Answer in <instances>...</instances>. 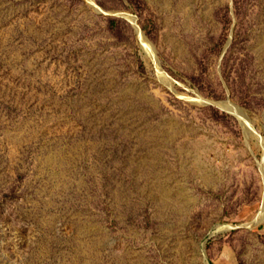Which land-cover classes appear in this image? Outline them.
<instances>
[{
	"label": "rangeland",
	"instance_id": "rangeland-1",
	"mask_svg": "<svg viewBox=\"0 0 264 264\" xmlns=\"http://www.w3.org/2000/svg\"><path fill=\"white\" fill-rule=\"evenodd\" d=\"M93 1L0 0V264H264V0Z\"/></svg>",
	"mask_w": 264,
	"mask_h": 264
},
{
	"label": "bare ground",
	"instance_id": "bare-ground-1",
	"mask_svg": "<svg viewBox=\"0 0 264 264\" xmlns=\"http://www.w3.org/2000/svg\"><path fill=\"white\" fill-rule=\"evenodd\" d=\"M92 2H94V1L93 0H90V3H92ZM121 13H123L125 16H127L131 21H133V22L136 21L135 14H133L131 12H128V11L121 12ZM138 37H139V40L141 41V44L144 47H146L147 50H150L151 49V45H150L149 41L147 40V38L144 36V34L142 32L141 33L138 32ZM225 107L229 110L230 113L235 114V115H238L239 111L234 106H232V104H230L229 102H227V101L225 102ZM245 128H247V127H245ZM262 213H263V210H260V214L259 215H261ZM223 228H225V227L224 226H218V227H216L214 229V232H217V231H219V230H221Z\"/></svg>",
	"mask_w": 264,
	"mask_h": 264
},
{
	"label": "water",
	"instance_id": "water-1",
	"mask_svg": "<svg viewBox=\"0 0 264 264\" xmlns=\"http://www.w3.org/2000/svg\"><path fill=\"white\" fill-rule=\"evenodd\" d=\"M89 2H90V0H89ZM92 4H94L95 6H97V7L99 8V10L104 11L103 8H101L96 2H92ZM135 23H137V22L135 21ZM137 30H138L139 33L142 32V30L140 29V27H139L138 25H137ZM157 68H158V66H157ZM158 69H160V68H158ZM225 102H226V101H220V102H216V103H217L222 109L229 111V110L225 107ZM239 116H240V115H239ZM240 117H241V116H240ZM241 118H242L243 124H244L247 128H251L249 121H248L246 118H244V117H241Z\"/></svg>",
	"mask_w": 264,
	"mask_h": 264
}]
</instances>
